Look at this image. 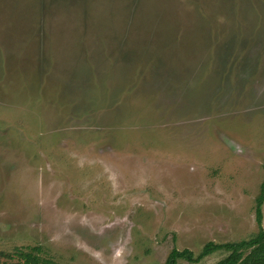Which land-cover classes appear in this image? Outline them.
Instances as JSON below:
<instances>
[{
  "label": "rangeland",
  "instance_id": "rangeland-1",
  "mask_svg": "<svg viewBox=\"0 0 264 264\" xmlns=\"http://www.w3.org/2000/svg\"><path fill=\"white\" fill-rule=\"evenodd\" d=\"M262 183L264 0H0V264L197 256Z\"/></svg>",
  "mask_w": 264,
  "mask_h": 264
},
{
  "label": "trees",
  "instance_id": "trees-1",
  "mask_svg": "<svg viewBox=\"0 0 264 264\" xmlns=\"http://www.w3.org/2000/svg\"><path fill=\"white\" fill-rule=\"evenodd\" d=\"M263 202L264 183H262L260 194L256 199L255 219L258 231L251 238L225 244L208 242L203 246L197 256H194L187 249L179 251L174 248L167 255L164 264H177L178 260L198 263L204 257L218 250H224L228 255L214 264H264V231L261 225V206ZM38 252V248L19 249L13 254H7L5 256L8 258H16L17 262L15 264H52L51 261L40 257Z\"/></svg>",
  "mask_w": 264,
  "mask_h": 264
}]
</instances>
